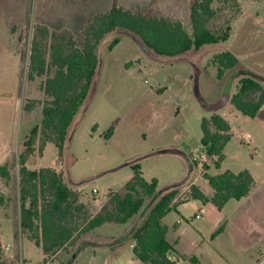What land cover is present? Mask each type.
Returning a JSON list of instances; mask_svg holds the SVG:
<instances>
[{"label":"rangeland","instance_id":"374dc122","mask_svg":"<svg viewBox=\"0 0 264 264\" xmlns=\"http://www.w3.org/2000/svg\"><path fill=\"white\" fill-rule=\"evenodd\" d=\"M191 1L117 0V4L134 13L152 11L169 21H180L192 34ZM114 2L0 0V166L7 164L11 173L10 180L0 175V243L6 260L15 264H146L133 258L125 233L131 235L147 217L155 202L152 199L127 224H106L92 232L93 236L79 231L116 194L126 193L134 164L141 166L146 180H159V192L185 180L194 166L189 155L200 150L202 120L210 118L209 106L222 98L227 81H233L235 92L243 76L264 84V0L214 3L216 14L208 26L212 30L231 26L230 40L177 58L156 55L125 30L107 35L98 46L99 71L70 129L64 158L60 160L57 147L49 143L44 154L36 152L27 164L31 170L48 167L62 173L66 184L78 193L75 205L84 207L72 219L78 229L73 243L46 258L20 226V154L26 136L42 122L48 100L42 90L46 77L28 79L32 41L36 27L42 25L51 32L70 33L84 49V27L93 17L109 12ZM117 37L121 42L110 51ZM225 51L240 62L219 80L213 59ZM26 106L31 107L29 111ZM235 125L242 127L241 122ZM112 128L114 136L106 138ZM263 139L264 134L260 154L254 143L238 136L233 139L225 153L224 169L256 172L253 163L259 161L257 173L264 177ZM178 147L186 153L179 154ZM216 172L214 166L211 173ZM187 199L180 195L179 202ZM187 211L193 210L189 207Z\"/></svg>","mask_w":264,"mask_h":264},{"label":"trees","instance_id":"16d2710c","mask_svg":"<svg viewBox=\"0 0 264 264\" xmlns=\"http://www.w3.org/2000/svg\"><path fill=\"white\" fill-rule=\"evenodd\" d=\"M233 1L192 0L193 33L190 34L180 21H169L152 11L134 13L119 7L115 0L109 12L93 17L84 27V49L77 46L68 32H51L42 25L36 27L28 79L35 81L46 77L42 90L48 100L42 109V122L26 136L20 154V226L45 256L54 257L73 243L78 229L72 226V219L84 207L75 205L79 200L78 193L66 184L62 173L52 168L31 170L27 164L36 152L43 154L49 143L57 147L59 159L64 158L70 129L84 107L99 71L97 49L100 43L107 35L121 29L136 35L151 52L167 58L199 51L207 45L226 43L232 35L231 26L212 30L208 24L216 14L214 3ZM120 42L119 37L114 38L109 50L112 51ZM213 63L217 67V78L222 80L227 71L239 65V60L232 52L225 51L217 54ZM231 104L244 116L256 118L264 106V84L250 76L241 77ZM30 108L26 106V110ZM202 130L201 144L209 156L217 158L214 165L220 169L225 160V148L232 140L231 125L221 115L213 114L209 119L203 118ZM113 134L112 128L106 138ZM131 168L133 177L125 185L126 193L116 194L79 232L88 234L107 223L127 224L147 208L149 198L155 201L153 206L130 235L135 243V257L146 264H176L171 260L174 248L167 239V227L163 220L172 210L179 191L172 189L155 199L159 189L158 179L147 181L139 164ZM0 175L6 180L11 179L7 164L0 166ZM205 178L214 189V195L207 197L197 186H192V197L203 203H213L221 211L229 201H241L248 197L255 186L248 170L238 174L226 171L214 176L206 173ZM222 231L223 227L217 234ZM192 262L200 264L194 258ZM0 264H15L6 260L1 243Z\"/></svg>","mask_w":264,"mask_h":264},{"label":"crops","instance_id":"0c3cea01","mask_svg":"<svg viewBox=\"0 0 264 264\" xmlns=\"http://www.w3.org/2000/svg\"><path fill=\"white\" fill-rule=\"evenodd\" d=\"M229 81L232 80H228L227 83ZM234 88L235 86L232 83L231 93L234 91ZM236 88H238V85ZM235 93L234 91L232 96ZM220 100L214 101L210 106L218 103ZM210 106V117L213 114H219L231 125L232 140L227 144L224 154L227 152L230 143L237 136L239 139L249 136L250 140H246V142L254 143L255 152L260 154V140L261 135L264 134V106L256 118L244 116L231 104V100L218 110H212ZM237 122L242 123L241 128L235 125ZM253 125L261 128L263 133L258 132L257 127L255 128ZM178 148L179 154L186 153L183 147ZM204 151L206 149L200 144V150L195 151V153L191 152L188 155L192 160L194 155L199 152L203 153ZM239 158L241 159V156ZM226 159L227 155H225L221 168L217 169L216 173H211V169L215 166L214 163L217 158L208 154L207 163L203 169L192 164L193 168H189V174L185 180L183 179L181 182L176 181L173 183V186L165 189L160 194L162 195L172 189H178L179 191L172 205V210L163 220L164 225L167 227V239L174 248L173 254L182 259L179 264H193V258L197 259L200 264H264V177H261L257 173L261 164L259 161H254L253 166H255L256 172L248 169L233 171L229 168L224 169ZM206 166L208 169H205ZM245 170H248L255 180L252 192L241 201H229L222 211L213 203H203L192 197V186H197L207 197L214 195V189L205 178L206 173L214 176L226 171L238 174ZM132 177L133 175H131ZM183 194L187 195L188 199L187 201L179 202V197ZM189 207L193 210L190 213L187 211ZM221 227H223V231L217 234ZM125 235H128L131 240L130 248L133 251L135 243L129 233H125ZM78 245L80 246L81 244L78 243ZM105 248H109V244ZM45 257L47 258V256ZM133 258L139 261L135 257L134 251Z\"/></svg>","mask_w":264,"mask_h":264},{"label":"built area","instance_id":"2783aa9c","mask_svg":"<svg viewBox=\"0 0 264 264\" xmlns=\"http://www.w3.org/2000/svg\"><path fill=\"white\" fill-rule=\"evenodd\" d=\"M243 139H246L247 141L250 140L249 136H244L242 137ZM207 157H208V153L206 151H204L203 153L199 152L196 155L193 156V162L195 165L199 166L200 168H204L205 164L207 163ZM95 193H97V190H94ZM171 260L173 262H175L176 264H179L182 259H180L177 255H173L171 257Z\"/></svg>","mask_w":264,"mask_h":264},{"label":"water","instance_id":"95a60500","mask_svg":"<svg viewBox=\"0 0 264 264\" xmlns=\"http://www.w3.org/2000/svg\"><path fill=\"white\" fill-rule=\"evenodd\" d=\"M231 89H232V81H229L224 88V92H223V96H222L221 100L218 103L211 105L210 108L212 110H218V109L224 107L228 102H230L231 96H232ZM163 191L158 192L157 195L155 196V199L159 198L160 194Z\"/></svg>","mask_w":264,"mask_h":264}]
</instances>
